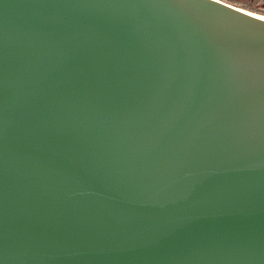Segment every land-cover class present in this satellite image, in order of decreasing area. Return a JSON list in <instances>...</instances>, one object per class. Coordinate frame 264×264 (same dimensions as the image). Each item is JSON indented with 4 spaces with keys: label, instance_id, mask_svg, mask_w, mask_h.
Wrapping results in <instances>:
<instances>
[{
    "label": "water",
    "instance_id": "95a60500",
    "mask_svg": "<svg viewBox=\"0 0 264 264\" xmlns=\"http://www.w3.org/2000/svg\"><path fill=\"white\" fill-rule=\"evenodd\" d=\"M0 264H264V18L0 0Z\"/></svg>",
    "mask_w": 264,
    "mask_h": 264
},
{
    "label": "rangeland",
    "instance_id": "374dc122",
    "mask_svg": "<svg viewBox=\"0 0 264 264\" xmlns=\"http://www.w3.org/2000/svg\"><path fill=\"white\" fill-rule=\"evenodd\" d=\"M245 10L264 15V0H226Z\"/></svg>",
    "mask_w": 264,
    "mask_h": 264
},
{
    "label": "bare ground",
    "instance_id": "6f19581e",
    "mask_svg": "<svg viewBox=\"0 0 264 264\" xmlns=\"http://www.w3.org/2000/svg\"><path fill=\"white\" fill-rule=\"evenodd\" d=\"M251 12V11H250ZM253 14H255V15H257V16H259V17H262V18H264V15H260V14H258V13H254V12H252Z\"/></svg>",
    "mask_w": 264,
    "mask_h": 264
}]
</instances>
